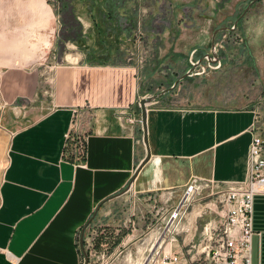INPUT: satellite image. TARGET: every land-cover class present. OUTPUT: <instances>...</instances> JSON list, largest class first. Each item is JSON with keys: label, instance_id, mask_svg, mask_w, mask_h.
I'll return each instance as SVG.
<instances>
[{"label": "crops", "instance_id": "0c3cea01", "mask_svg": "<svg viewBox=\"0 0 264 264\" xmlns=\"http://www.w3.org/2000/svg\"><path fill=\"white\" fill-rule=\"evenodd\" d=\"M81 4L88 11L78 16ZM91 4L71 0L84 33L97 23ZM59 16L49 0H0V101L6 104L4 125L12 131L0 180V264H83L82 227L85 250L95 232L121 240L129 236L128 219L141 226L139 212L149 207V197L166 193L172 204L192 177L242 180L253 133L264 140V16L245 15V44L231 50L235 72L255 71L248 76L252 87L231 93L246 102L148 103L150 157L134 179L146 156L139 106L144 95L135 70L92 48L88 59L78 51L62 63L45 61L59 42ZM193 28L187 25L189 43ZM174 51L187 53V46ZM20 99L33 103L17 115L11 104ZM68 132L70 144H85L83 159L71 148L63 154ZM252 217L251 264H264V192L253 197Z\"/></svg>", "mask_w": 264, "mask_h": 264}, {"label": "rangeland", "instance_id": "374dc122", "mask_svg": "<svg viewBox=\"0 0 264 264\" xmlns=\"http://www.w3.org/2000/svg\"><path fill=\"white\" fill-rule=\"evenodd\" d=\"M49 1L60 13L62 27L57 35L59 42L45 61L53 65L62 63L71 60L75 56L71 53L78 51L88 59V50L92 48V53L106 52L104 55L110 60L133 67L139 94L150 96L168 89L157 98L159 105L230 107L246 102L240 95L232 97L231 93L240 92L241 88L246 92L252 87L248 84V76L249 73L255 76V71L243 67L235 72L231 50L245 44L241 25L245 15L264 16V0H91L89 8L97 21L92 33H84L71 0ZM78 9L80 16L79 13L88 11V6L81 4ZM191 24L195 26L194 43H189L192 38L187 33V25ZM221 27L226 29L214 35L216 54L212 57V35ZM179 46H187V53L175 52V47ZM238 74L239 83L232 91ZM31 103L20 99L11 105L19 115L21 111H18ZM5 105L0 101V180L12 134L3 122ZM123 207L129 208L130 213L133 210L130 202ZM96 241V251L109 255L120 239L105 238L101 234ZM111 264L127 262L119 256Z\"/></svg>", "mask_w": 264, "mask_h": 264}, {"label": "built area", "instance_id": "2783aa9c", "mask_svg": "<svg viewBox=\"0 0 264 264\" xmlns=\"http://www.w3.org/2000/svg\"><path fill=\"white\" fill-rule=\"evenodd\" d=\"M72 139L68 132L63 154L71 148L83 159L85 144ZM263 192L264 140L253 133L242 180L192 177L172 204L166 193L149 197V207L139 212L141 226L128 219L129 236L109 255L96 251V232L89 236L87 264H111L119 256L127 264H251L253 197Z\"/></svg>", "mask_w": 264, "mask_h": 264}, {"label": "water", "instance_id": "95a60500", "mask_svg": "<svg viewBox=\"0 0 264 264\" xmlns=\"http://www.w3.org/2000/svg\"><path fill=\"white\" fill-rule=\"evenodd\" d=\"M236 23H234L235 25ZM232 28V27H231ZM230 28V29H231ZM223 30V29H226V28H218L216 30H214L213 32V35H212V57H215V51H216V48H215V45H214V35L216 34L217 31L219 30ZM168 89L166 90H163L160 94H153V95H150V96H143L140 100H139V106H140V114H141V123H142V129H143V142L145 144V148H146V156L144 157V159L139 163V165L137 166L132 178L134 179V177L137 175L138 171L141 169V167L146 163V161L149 159L150 157V151H149V146L147 144V127H146V117H147V107L146 105L148 103H151L152 101H154L155 99H157L161 94H163L165 91H167ZM127 190V188L125 190H123L122 192L116 194V195H120V194H123L125 191ZM84 231H85V227H82L81 228V231H80V236H79V243H80V246L82 247V250H83V255H84V262L83 264H87L88 262V255H87V252L85 249H83V237H84Z\"/></svg>", "mask_w": 264, "mask_h": 264}]
</instances>
